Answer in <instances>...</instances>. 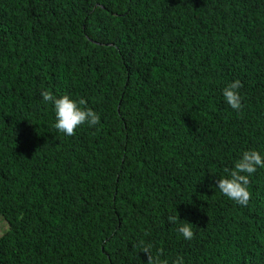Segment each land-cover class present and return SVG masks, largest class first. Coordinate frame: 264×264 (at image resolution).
I'll use <instances>...</instances> for the list:
<instances>
[{"label": "trees", "instance_id": "16d2710c", "mask_svg": "<svg viewBox=\"0 0 264 264\" xmlns=\"http://www.w3.org/2000/svg\"><path fill=\"white\" fill-rule=\"evenodd\" d=\"M42 90L100 124L60 133ZM246 150L264 151V0H0V264H147L145 246L264 264V168L247 206L214 187Z\"/></svg>", "mask_w": 264, "mask_h": 264}, {"label": "clouds", "instance_id": "9594fccd", "mask_svg": "<svg viewBox=\"0 0 264 264\" xmlns=\"http://www.w3.org/2000/svg\"><path fill=\"white\" fill-rule=\"evenodd\" d=\"M242 82L237 79L223 88L222 94L226 104L235 112L239 113L243 108L240 89ZM41 102L51 104L55 114L54 127L66 136H73L77 129L83 125L95 127L100 124L101 117L93 109L85 107L83 99H73L70 95L57 96L52 91L42 90ZM264 168V151L246 150L234 161L232 169H226L227 175L219 178L214 185L229 200L241 206H247L251 198L249 186L252 176L258 169ZM170 223H177L174 215L168 217ZM190 222L178 224L177 231L184 240L191 241L194 231ZM143 252L147 253V264H168L155 258L149 247L145 246ZM171 264H185L183 255H177Z\"/></svg>", "mask_w": 264, "mask_h": 264}, {"label": "rangeland", "instance_id": "374dc122", "mask_svg": "<svg viewBox=\"0 0 264 264\" xmlns=\"http://www.w3.org/2000/svg\"><path fill=\"white\" fill-rule=\"evenodd\" d=\"M6 229V224L3 221H0V234H2L4 232V230Z\"/></svg>", "mask_w": 264, "mask_h": 264}]
</instances>
